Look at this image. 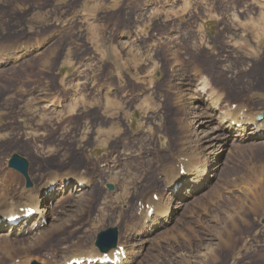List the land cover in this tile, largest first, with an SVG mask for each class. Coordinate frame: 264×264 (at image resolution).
Wrapping results in <instances>:
<instances>
[{
  "label": "rangeland",
  "instance_id": "rangeland-1",
  "mask_svg": "<svg viewBox=\"0 0 264 264\" xmlns=\"http://www.w3.org/2000/svg\"><path fill=\"white\" fill-rule=\"evenodd\" d=\"M37 34L43 40L35 54L20 51ZM152 40L168 50L153 56ZM201 62L210 71L195 77ZM218 64L220 76H213ZM109 83L111 107L103 91ZM202 87L223 95L209 129L200 128L187 97ZM56 91L65 101L83 95L57 109ZM237 104L248 117L264 106V0H0V177L17 175L16 190L65 175L95 179L91 190L50 204L43 230L0 237V264H63L73 251L95 249L110 228L118 229L120 244L136 245L139 202L153 193L168 197L167 177L213 151L219 167L207 188L183 209L175 201L170 222L128 264H264V142L231 138L217 148L202 141ZM123 150L130 160L108 172L110 156ZM14 154L29 162L32 188L8 167ZM53 225L61 229L41 238Z\"/></svg>",
  "mask_w": 264,
  "mask_h": 264
},
{
  "label": "bare ground",
  "instance_id": "bare-ground-1",
  "mask_svg": "<svg viewBox=\"0 0 264 264\" xmlns=\"http://www.w3.org/2000/svg\"><path fill=\"white\" fill-rule=\"evenodd\" d=\"M16 54H17L16 56L19 57L22 53H16ZM196 65H197L196 66L197 72L195 74L196 75L195 77H197L198 75L199 76L204 75L207 71H210V69L202 62L201 64H196ZM220 72L221 71L219 69V64H218L216 71L213 72L212 75L220 76ZM185 86L189 87V83H186ZM187 91H192V90L187 89ZM200 93H201L200 95L196 94L194 96V94H191L189 96L187 95V97H190L192 99L191 111L192 112L197 111V113L194 115L195 116L194 119L197 120V123H200V128L203 127V128L209 129L211 128L213 124L217 122L214 115L220 112V109H221L220 106L222 103V102L220 103V101L222 100L223 95L221 94L217 95V98L213 96L214 92L211 93V95H208L205 93V88L203 87L200 90ZM184 97H186V95ZM112 100L113 99L111 98L110 94L107 93L105 96V105L106 106L109 105L112 102ZM116 106L118 107L119 105L116 104ZM231 111L232 113L230 112L231 113L230 115L223 114L224 115L223 119L217 129L213 130V132L208 133L205 137L202 138V141H204V143H209L210 147L218 146L217 148H220V147L228 146L231 138L234 141L236 140L237 142H243L245 140H252L254 142H259V141L264 142V106L260 107L256 111V113H253V114L250 113L252 114V117H248L249 114L246 112L244 105H239L237 106L236 109H233ZM257 116L262 117V120H260L261 122H258V123L256 122L255 119L257 118ZM109 134L110 133H108V135ZM211 134H215V135L211 138ZM218 158H219L218 155L215 153V151H213L209 153L208 155L204 154L203 157H200V158L197 157V160L195 162L188 160L187 165L185 166L184 169H182L184 170L185 175H181L182 170H179V172L177 171L178 174L174 172L175 174L172 175L170 173L171 175H169V177H167L166 179L167 188L171 190L170 195H168V197H165L164 195H158L157 201L153 199V195L151 196V198L144 199L146 200L147 205H149L150 208L152 209L154 208V214L152 217H149L148 215L149 209H146V208L142 209V207L145 206L146 204V202L143 200L144 202H142L141 206H139L138 212L140 215L139 217L138 216L135 217V222L137 223L138 227L133 229V226L131 224H127L125 227L127 228V233L129 235V238L130 237L132 238V236H134L133 235L134 233V234H137V237L139 238L141 237V239L138 241L136 245H134L135 247L133 245L129 246V241L128 243L125 242L124 244H119V247L125 246L123 248L126 251V255H127V260H125L122 264L130 263L129 256H131L132 254L134 255V253L138 254L139 251H141L143 245L149 241L148 237H150L153 234V231L156 228H163L165 224H168L170 222V218L174 215L173 203L175 201H178V206H176V209L177 210L183 209L187 205L186 201L189 198H191L193 195L200 193V191H202L204 188H207V185L210 182L211 177L213 178V172L219 167ZM185 160L187 159L185 158ZM169 172L171 171L169 170ZM67 176L68 175L63 176L62 177L63 181H60L59 183L60 185H59L58 190H61L60 195L53 194V192L49 190L52 185L57 183L56 178L45 180L46 183L41 185L39 188L26 190L20 187L19 190H16L15 188H13L12 181L18 178L17 175H15L14 173H7V175L1 176L0 177V219L8 218V217L15 216V215L22 216L20 209L30 208V207L37 210V216L33 219L32 225L25 229H23V226H19L17 229H9V230L7 229L6 230L5 229L6 225L2 224L0 226V237L9 239L10 237L16 235L17 233H26L27 231L31 234L33 227L36 224L39 227H41L42 221L47 218L49 214L48 201L55 202L59 198H61V196L66 195L69 192H74V191L83 192L79 188H81V186L83 185H86V187L88 186V183L86 182V180L82 179L81 176L78 177V176L72 175L68 178ZM69 180L77 181V187L70 186L69 189H67V187L65 186H66L67 181ZM176 186L180 187L177 191L178 193L177 195L174 192V187ZM255 186L258 187V185H255ZM263 190H264V187H263ZM259 195L263 196L264 193L263 192L259 193ZM258 209H260V207ZM60 229H61V226L53 225L50 231H44V233L40 234L41 238H47L50 236V233L57 232ZM131 230L133 233H130ZM230 237L232 238V235H230ZM227 245L229 244L227 243ZM138 248L140 249L139 251H137ZM11 251H12L11 249L7 250L6 253L8 254V256L12 255ZM81 253L82 252H80L79 254ZM114 253L115 251H111V253L109 254V257H111L112 259L115 258ZM95 257L101 258L103 257V255L100 253H96ZM95 257L93 256L82 257V255H76L66 260L64 263L66 264L73 259H80V258L81 259L82 258L92 259ZM13 262H14V259L12 261V264H14ZM19 264H23V260H20Z\"/></svg>",
  "mask_w": 264,
  "mask_h": 264
},
{
  "label": "water",
  "instance_id": "water-1",
  "mask_svg": "<svg viewBox=\"0 0 264 264\" xmlns=\"http://www.w3.org/2000/svg\"><path fill=\"white\" fill-rule=\"evenodd\" d=\"M9 167L21 172L27 179L28 186H32L28 176L29 162L26 159L15 154L9 162ZM109 188L113 189V186H109ZM118 239V230L115 228L108 229L107 231L99 234L95 245L103 253H108L111 249L117 247Z\"/></svg>",
  "mask_w": 264,
  "mask_h": 264
}]
</instances>
